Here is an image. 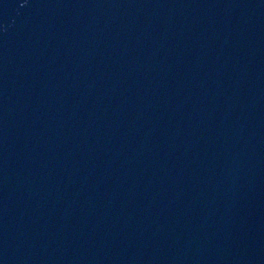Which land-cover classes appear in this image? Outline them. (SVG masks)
I'll return each instance as SVG.
<instances>
[{"label": "water", "instance_id": "water-1", "mask_svg": "<svg viewBox=\"0 0 264 264\" xmlns=\"http://www.w3.org/2000/svg\"><path fill=\"white\" fill-rule=\"evenodd\" d=\"M0 264H264V0H0Z\"/></svg>", "mask_w": 264, "mask_h": 264}]
</instances>
